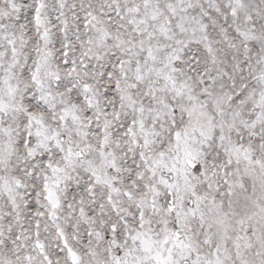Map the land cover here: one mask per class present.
Segmentation results:
<instances>
[{"label":"snow or ice","instance_id":"1","mask_svg":"<svg viewBox=\"0 0 264 264\" xmlns=\"http://www.w3.org/2000/svg\"><path fill=\"white\" fill-rule=\"evenodd\" d=\"M0 264H264V0H0Z\"/></svg>","mask_w":264,"mask_h":264}]
</instances>
